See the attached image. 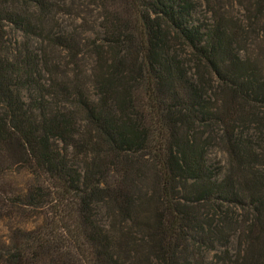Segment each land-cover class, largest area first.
<instances>
[{"label": "trees", "instance_id": "trees-1", "mask_svg": "<svg viewBox=\"0 0 264 264\" xmlns=\"http://www.w3.org/2000/svg\"><path fill=\"white\" fill-rule=\"evenodd\" d=\"M222 2L0 0V264H264V0Z\"/></svg>", "mask_w": 264, "mask_h": 264}, {"label": "rangeland", "instance_id": "rangeland-1", "mask_svg": "<svg viewBox=\"0 0 264 264\" xmlns=\"http://www.w3.org/2000/svg\"><path fill=\"white\" fill-rule=\"evenodd\" d=\"M233 2L235 3V7H234L235 14H237L240 18H244V16L247 15V13L240 7L239 0H223L222 3H227V5L230 6ZM68 23H70V21H68ZM12 37H13L12 35L9 36V38H12ZM212 152H213V154H215V153L218 154V155L212 156V158L214 160L219 161L222 159V155H220L217 152V149H213ZM6 234H8L6 224L0 222V236H5ZM223 244L221 245L222 247H220V248H222V250H224ZM211 254H212L211 256H214L213 254H215V252L213 251V253H211Z\"/></svg>", "mask_w": 264, "mask_h": 264}]
</instances>
